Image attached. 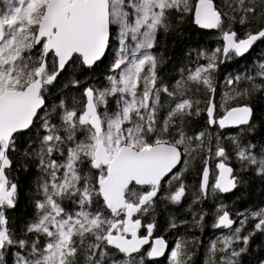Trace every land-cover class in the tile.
Segmentation results:
<instances>
[{"label": "snow or ice", "instance_id": "snow-or-ice-1", "mask_svg": "<svg viewBox=\"0 0 264 264\" xmlns=\"http://www.w3.org/2000/svg\"><path fill=\"white\" fill-rule=\"evenodd\" d=\"M188 15L221 43L170 84L159 36ZM258 43L264 0H0V264H192L197 242L170 245L157 206L182 203L197 160L193 204L238 188L233 155L264 177V140L255 139L264 121L252 103L264 96V55L229 73L217 101L222 66ZM101 67L106 83H92ZM202 116L203 130L189 134ZM30 167L35 212L18 227L8 215L20 198L12 173ZM208 215L193 213L192 225L203 229ZM240 215L233 227L227 207L216 209L211 226L222 234L204 264H241L264 234V208L249 213L256 223L244 235ZM188 224L170 217L166 230Z\"/></svg>", "mask_w": 264, "mask_h": 264}, {"label": "trees", "instance_id": "trees-1", "mask_svg": "<svg viewBox=\"0 0 264 264\" xmlns=\"http://www.w3.org/2000/svg\"><path fill=\"white\" fill-rule=\"evenodd\" d=\"M217 4L221 3V0H215ZM193 7L196 0H191ZM176 30L170 31L167 34L161 33L159 36L160 44L156 49L157 52H162L166 63H164L160 69V75L164 77L165 81L174 84L177 79L180 78V68L185 65L194 66L197 60L198 54L203 51L210 52L216 47L220 46V40L218 39L219 33L215 30L201 29L194 22H192L191 15L185 17L183 22L174 21ZM239 27V26H237ZM264 55V44L254 46V49L248 54V58H235L229 61L226 66H222L225 70L217 75L218 80V92L217 101L223 94L225 89L224 78L229 74L241 73L243 74L246 68H252L253 62H258L257 58ZM202 62V61H201ZM106 69L101 67L97 70L95 77H89L92 83L104 81V73ZM252 103L254 104L256 111V122L260 124L264 121V96L256 95ZM204 128V117H192L190 127L186 129L189 134H194ZM234 131V130H229ZM255 139L264 140V125L258 129L255 134ZM227 143V141H225ZM231 145L229 144V148ZM231 165L236 169L237 174L240 177V184L237 189L231 193L219 194L217 200L214 203H208L203 201L201 204L190 203L187 206L172 205L160 201L157 206L156 220L163 230V235H168L170 232L180 234L183 232L184 239L189 242L196 241L197 243L192 246V251L195 253L192 264H204L206 259V246L211 240L216 239V229L212 228V223L215 218L216 209L221 205H225L227 210L233 215L236 223L243 216H248L246 228L242 235L251 231L256 223L253 221L249 213L258 209L264 208V177L256 175L252 170L243 171L240 168L239 162L233 155L231 158ZM202 164L199 160L196 161L195 167L186 174V182L192 183L190 191L194 188L196 181L199 179L200 170ZM36 170L34 167H30L28 171L17 169L12 173V176L16 179L20 186V198L19 205L15 210H9L8 215L11 223L15 226H21L26 219H30L35 212L34 207L31 205L29 197L31 196V188L35 179ZM186 197L185 201L188 200ZM192 206L190 212L189 206ZM208 206V208H207ZM71 209V205H69ZM201 210H208L209 216L205 219V225L203 229L192 225L193 213H198ZM170 217H175L177 222L183 218H188L189 224L182 226L179 229L173 231H167V221ZM179 239V238H178ZM240 246H243L242 244ZM241 264H261L264 261V234L257 233L252 237L249 245V250L246 254L242 255ZM167 264V261L164 262Z\"/></svg>", "mask_w": 264, "mask_h": 264}, {"label": "flooded vegetation", "instance_id": "flooded-vegetation-1", "mask_svg": "<svg viewBox=\"0 0 264 264\" xmlns=\"http://www.w3.org/2000/svg\"><path fill=\"white\" fill-rule=\"evenodd\" d=\"M214 163H215V161H213V165H214ZM218 171V170H217ZM214 179H215V176L213 175V176H210V182H214ZM199 182H200V177H199V179L196 181V183H195V185H194V187L195 186H197L198 184H199ZM191 182L190 183H188V185H189V191H190V186H191ZM192 192V191H191ZM191 192H189V194H188V200L187 201H185V199L182 201V203L181 204H183V205H185V206H187L188 204H190V203H192V194H191ZM219 195V194H218ZM218 195L216 196V197H213V198H209L208 200H206L208 203H214L216 200H217V198H218ZM180 204V205H181ZM172 205H175V204H172ZM176 206H178V205H176ZM207 208H208V206H207ZM204 211H206V212H208V210H204ZM209 213V212H208ZM209 216V215H208ZM207 217V216H206ZM206 217H205V219H206ZM234 218V217H233ZM188 218H183L182 220H187ZM235 219V218H234ZM240 220H241V218L238 220V222L235 224V226H238L239 225V222H240ZM217 231L215 232V236H216V234H219V233H221V230H219V229H216ZM225 232H227V230H224ZM160 234H162V233H160ZM163 235V234H162ZM183 235V232H181L179 235L178 234H176L175 232H170L168 235H165L166 237H167V239H168V241H169V243H170V245L174 242V241H176L178 238H180L181 236ZM216 237H218V236H216ZM162 260H163V258H161ZM164 262H166V261H164Z\"/></svg>", "mask_w": 264, "mask_h": 264}, {"label": "rangeland", "instance_id": "rangeland-1", "mask_svg": "<svg viewBox=\"0 0 264 264\" xmlns=\"http://www.w3.org/2000/svg\"><path fill=\"white\" fill-rule=\"evenodd\" d=\"M250 216V215H249ZM250 218H251V216H250ZM252 219V218H251ZM253 220V219H252ZM253 221H255V220H253ZM256 222V221H255ZM239 226V225H238ZM234 227H236L235 225H234ZM224 233L226 234L227 232H225L224 231ZM222 233H219V234H216V236H220Z\"/></svg>", "mask_w": 264, "mask_h": 264}, {"label": "water", "instance_id": "water-1", "mask_svg": "<svg viewBox=\"0 0 264 264\" xmlns=\"http://www.w3.org/2000/svg\"><path fill=\"white\" fill-rule=\"evenodd\" d=\"M234 227V226H233Z\"/></svg>", "mask_w": 264, "mask_h": 264}]
</instances>
